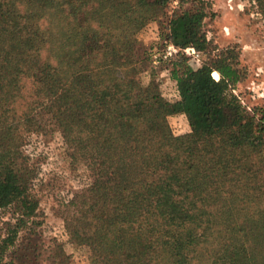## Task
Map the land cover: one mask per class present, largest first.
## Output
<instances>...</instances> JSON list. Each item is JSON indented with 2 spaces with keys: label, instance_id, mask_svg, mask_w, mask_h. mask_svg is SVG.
Returning <instances> with one entry per match:
<instances>
[{
  "label": "trees",
  "instance_id": "obj_1",
  "mask_svg": "<svg viewBox=\"0 0 264 264\" xmlns=\"http://www.w3.org/2000/svg\"><path fill=\"white\" fill-rule=\"evenodd\" d=\"M209 5L0 0V209L13 213L0 264H18L9 253L40 207L41 166L26 143L43 113L94 175L72 229L90 264H264V107L233 92L246 76L237 54H210L197 69L173 57L172 103L142 84L133 59L153 21L166 44L208 54ZM172 114L191 131L175 136ZM84 219L94 232L83 241Z\"/></svg>",
  "mask_w": 264,
  "mask_h": 264
},
{
  "label": "rangeland",
  "instance_id": "obj_2",
  "mask_svg": "<svg viewBox=\"0 0 264 264\" xmlns=\"http://www.w3.org/2000/svg\"><path fill=\"white\" fill-rule=\"evenodd\" d=\"M209 2L203 29L211 45L208 54L202 52V62L210 54L218 56L233 50L232 54H237L239 65L246 73L233 92L249 109L264 107V14L254 0ZM158 25V21H153L149 28L137 33L133 59L142 67V84L150 86L164 102L172 103L176 97L169 72L174 59H162L158 65L153 62L154 53L166 46L158 35ZM41 120L40 131L26 143V151L41 166L34 185L40 207L29 227L19 233L9 257L18 264H90L92 248L80 243L72 229L84 218L86 194L94 175L84 157L67 144L51 114L43 113ZM168 123L175 136L191 131L185 115H169ZM12 220L11 209H0V234ZM81 222V238L90 240L94 232L90 219Z\"/></svg>",
  "mask_w": 264,
  "mask_h": 264
},
{
  "label": "built area",
  "instance_id": "obj_3",
  "mask_svg": "<svg viewBox=\"0 0 264 264\" xmlns=\"http://www.w3.org/2000/svg\"><path fill=\"white\" fill-rule=\"evenodd\" d=\"M174 2L176 4L178 0H174ZM178 54H184L188 56L191 66L195 69L199 68L202 64V53L195 47L188 46L186 48H181L174 44H166L165 48L161 52L154 53L153 62L154 64L158 65L162 59H171Z\"/></svg>",
  "mask_w": 264,
  "mask_h": 264
},
{
  "label": "bare ground",
  "instance_id": "obj_4",
  "mask_svg": "<svg viewBox=\"0 0 264 264\" xmlns=\"http://www.w3.org/2000/svg\"><path fill=\"white\" fill-rule=\"evenodd\" d=\"M213 75H214V77H216V78H218V77H219V73H218V72H216V71L213 73Z\"/></svg>",
  "mask_w": 264,
  "mask_h": 264
}]
</instances>
